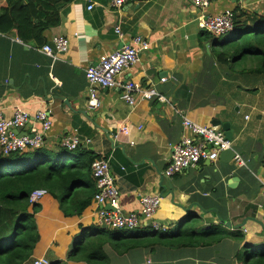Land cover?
Returning <instances> with one entry per match:
<instances>
[{
  "label": "crops",
  "instance_id": "crops-1",
  "mask_svg": "<svg viewBox=\"0 0 264 264\" xmlns=\"http://www.w3.org/2000/svg\"><path fill=\"white\" fill-rule=\"evenodd\" d=\"M90 4L95 5L91 10ZM237 6L245 13L244 20L264 15V0H213L205 13L216 15ZM199 14L192 0H129L121 10L114 9L110 0H73L61 6V22L45 32L47 42L55 35L69 39V49L59 59L14 34H0V107L6 116L18 108L32 114L46 110L52 125L45 147L58 150L64 137L77 134L82 149L109 158L124 213L140 212V196L158 192L162 200L155 220L167 230L177 232L192 215L201 216L203 229L220 223L218 214L232 223V227L223 223L228 235L218 243L161 247L153 254L144 250L139 264H255L240 253L264 252L260 247L264 244V86L253 93L238 90L234 100L228 88L226 92L214 82L212 49L217 44L199 26ZM118 25L123 37L115 31ZM135 35L147 38L151 47L121 78L155 89L165 100L137 94L136 103L130 105L119 88L104 89L101 106L92 108L86 69ZM183 116L221 130L215 121L229 122L232 147L245 165L220 156L166 177L174 145L188 133ZM33 124L39 126L31 122L24 129ZM123 125H129L131 133L115 141L113 135ZM39 203L36 222L41 238L34 258L46 257L51 264H83L67 256L80 226L97 225L98 204L92 201L80 216L67 217L50 193ZM246 218L250 220L244 229L234 227ZM147 222L143 224L149 226ZM238 232L243 238H236ZM123 264L133 262L124 258Z\"/></svg>",
  "mask_w": 264,
  "mask_h": 264
},
{
  "label": "trees",
  "instance_id": "trees-1",
  "mask_svg": "<svg viewBox=\"0 0 264 264\" xmlns=\"http://www.w3.org/2000/svg\"><path fill=\"white\" fill-rule=\"evenodd\" d=\"M71 1L0 0V33L43 46L47 42L45 32L61 22V6ZM233 12L235 22L229 37L208 34L217 44L212 49L216 62L214 82L224 86L226 92L228 88L235 100L238 90L253 93L264 86V15L244 20L245 13L238 6ZM97 158L100 157L91 150H69L62 145L58 150L43 146L9 155L0 150V264H35L33 254L41 238L36 214L41 205L30 202L34 190L46 189L59 201L67 217L80 216L90 206L96 193L91 165ZM190 218L177 232L151 225L134 229L81 225L67 259L83 264H123L124 258H131L133 264H139L144 250L153 254L161 247H206L228 235L221 222H212L203 229L201 216ZM243 236L238 232L236 238ZM240 256L264 264V252L248 251Z\"/></svg>",
  "mask_w": 264,
  "mask_h": 264
},
{
  "label": "built area",
  "instance_id": "built-area-1",
  "mask_svg": "<svg viewBox=\"0 0 264 264\" xmlns=\"http://www.w3.org/2000/svg\"><path fill=\"white\" fill-rule=\"evenodd\" d=\"M129 0H110L114 9L121 10ZM213 0H192L195 7L200 10L198 17L199 26L217 35H225L234 28L235 14L233 10L226 9L216 15H207V9ZM95 5L90 4L88 9ZM116 33L123 37L120 26L115 27ZM70 41L63 35H55L46 42L40 50L53 59H59L69 49ZM151 42L141 36L135 35L120 49L103 54L95 65L86 69L88 82V104L92 108H99L102 104L100 92L104 89L119 88L121 98L130 105L136 103V95L151 99L160 96L155 89L143 88L132 79H123L121 76L131 66L140 60V54L148 51ZM33 124L27 133L19 134L18 129L25 128L29 123ZM52 125L50 115L46 110H38L34 114L18 108L11 116H6L0 107V150L5 155L14 152H24L45 146L46 133ZM185 133L181 141L174 145V152L164 170L168 178L182 173L184 170L195 167L202 160L217 161L223 150L232 148V141L228 140L225 133L216 126H204L183 116ZM131 129L129 125L120 126L113 135L115 141L121 140L122 136H129ZM213 143V147L209 144ZM81 144V138L75 134L62 139L61 145L69 150L77 149ZM240 166L245 161L237 154L234 158ZM92 175L96 183V193L93 201L98 204L96 222L97 225L110 229H134L143 225L145 220H152V226L156 229L165 230L166 227L155 220L160 208L162 197L158 192L144 193L140 196L142 208L140 212L134 211L124 213L120 204V190L116 178L112 172L110 159L100 157L95 159L91 165ZM46 189H36L30 196L32 204L38 203L46 195ZM109 206V208H108ZM47 264L48 261L46 260ZM35 264H45L43 260H36Z\"/></svg>",
  "mask_w": 264,
  "mask_h": 264
},
{
  "label": "water",
  "instance_id": "water-1",
  "mask_svg": "<svg viewBox=\"0 0 264 264\" xmlns=\"http://www.w3.org/2000/svg\"><path fill=\"white\" fill-rule=\"evenodd\" d=\"M67 103H68V101H67ZM216 123V125H221L222 126V130L224 131V133H225V136H226V138L228 139V140H230V141H232L233 140V137H234V132H233V130L231 129V125H230V123L229 122H222V121H215ZM27 131L28 130H26V129H24V128H22V129H18L17 130V132L19 133V134H21V132H23V133H27ZM214 146V144L213 143H211V144H209V147L211 148V147H213ZM236 154H237V152L233 149V148H229V149H227V150H223L222 152H221V158H222V160H225V161H232L233 159H234V157L236 156ZM232 179L234 180V181H236L238 178L237 177H232ZM108 208H109V206H108ZM214 210V212H216L217 214H218V211H217V209H213ZM218 218L220 219V221L222 222V223H224L227 227H232V223L230 222V221H225V220H223L220 216H219V214H218ZM248 220H250V218H246V219H244L241 223H238V224H236V225H234V227H236V228H245V225H246V222L248 221ZM147 224H149V225H151V220H148V222H147ZM261 225L264 227V223H262L261 222Z\"/></svg>",
  "mask_w": 264,
  "mask_h": 264
},
{
  "label": "rangeland",
  "instance_id": "rangeland-1",
  "mask_svg": "<svg viewBox=\"0 0 264 264\" xmlns=\"http://www.w3.org/2000/svg\"><path fill=\"white\" fill-rule=\"evenodd\" d=\"M227 37H229V34H227V35H223L221 38H222V39H224V38L226 39ZM108 250H110V248H108ZM37 260H43L45 264H47L46 260L48 261L49 264L51 263V262L49 261V259H47L46 257H42V258L37 259Z\"/></svg>",
  "mask_w": 264,
  "mask_h": 264
},
{
  "label": "clouds",
  "instance_id": "clouds-1",
  "mask_svg": "<svg viewBox=\"0 0 264 264\" xmlns=\"http://www.w3.org/2000/svg\"><path fill=\"white\" fill-rule=\"evenodd\" d=\"M230 33V32H229ZM1 34V33H0ZM223 131V130H222ZM224 132V131H223ZM80 147V146H79ZM233 148V147H232ZM221 155V154H220ZM237 155V154H236ZM235 158V157H234ZM235 160V159H234ZM210 161V160H209ZM212 162H214V161H212ZM93 201V200H92ZM39 203V202H38ZM144 225V224H143ZM151 226H152V220H151ZM153 227V226H152ZM165 230H167V229H165ZM51 264V263H50Z\"/></svg>",
  "mask_w": 264,
  "mask_h": 264
}]
</instances>
